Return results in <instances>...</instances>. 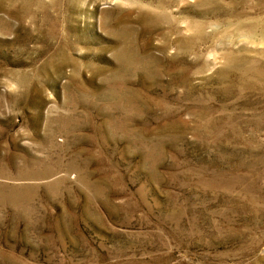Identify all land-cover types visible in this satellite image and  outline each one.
<instances>
[{"label":"rangeland","instance_id":"obj_1","mask_svg":"<svg viewBox=\"0 0 264 264\" xmlns=\"http://www.w3.org/2000/svg\"><path fill=\"white\" fill-rule=\"evenodd\" d=\"M0 264H264V0H0Z\"/></svg>","mask_w":264,"mask_h":264}]
</instances>
